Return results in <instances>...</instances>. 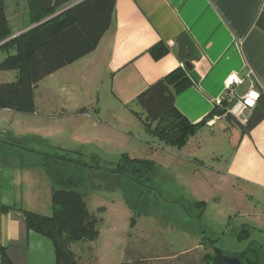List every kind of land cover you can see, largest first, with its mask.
<instances>
[{
  "label": "rangeland",
  "instance_id": "obj_1",
  "mask_svg": "<svg viewBox=\"0 0 264 264\" xmlns=\"http://www.w3.org/2000/svg\"><path fill=\"white\" fill-rule=\"evenodd\" d=\"M6 10L14 34L34 27L27 0H7ZM16 76L3 73L0 84ZM67 81L83 92L63 90ZM93 88L97 85H81L78 78L49 79L37 85L35 113L0 109V142L15 146L0 151V166L30 163L33 151L82 154L92 165L112 166L124 152L152 164L149 180L83 170L85 201L99 220L100 234L93 242L71 246L79 264L123 263L128 250L142 264H203L202 257L214 256L215 249L233 257L253 249L251 255L264 264V214L250 203L244 185L221 183L212 171V138H205L204 132L182 147L166 146L146 134L142 116L115 130L107 112L98 116L89 107L82 112L91 99L105 102L107 83H100L98 93ZM109 144L124 150L108 152ZM130 192L133 208L125 200Z\"/></svg>",
  "mask_w": 264,
  "mask_h": 264
},
{
  "label": "crops",
  "instance_id": "obj_2",
  "mask_svg": "<svg viewBox=\"0 0 264 264\" xmlns=\"http://www.w3.org/2000/svg\"><path fill=\"white\" fill-rule=\"evenodd\" d=\"M262 12L264 0H117L112 25L96 51L43 81L78 78L81 85L96 84L97 93L100 83H107L105 102L91 99L81 110L89 107L98 116L107 112L114 122L109 126L121 130L135 114L143 116L135 104L137 97L182 66L175 41L182 33L190 34L198 50L193 63L197 86L180 93L175 106L191 123L205 122L198 135L205 132V138H212L216 158L212 171L219 181L244 185L250 203L264 214V121L245 134L226 116L252 87L264 96V32L257 28ZM159 43L172 51L156 61L149 51ZM232 75L243 83L221 108L224 115H211ZM72 82L62 89L83 92ZM118 149L109 144L107 151ZM32 164L0 166L1 181L6 183L0 185V249L5 248L15 264H56L53 243L29 231L23 214L24 210L52 214L53 184L42 166ZM3 206L13 209L3 211Z\"/></svg>",
  "mask_w": 264,
  "mask_h": 264
},
{
  "label": "trees",
  "instance_id": "obj_3",
  "mask_svg": "<svg viewBox=\"0 0 264 264\" xmlns=\"http://www.w3.org/2000/svg\"><path fill=\"white\" fill-rule=\"evenodd\" d=\"M117 0H27L33 28L16 35L7 14V0H0V76L17 72L15 81L0 84V109L13 112L35 113V90L37 85L96 51L104 35L109 31ZM257 28L264 32V12L257 20ZM172 51L164 43L150 49L154 60L159 61ZM175 53L181 67L165 78L150 85L135 100L143 112L141 122L147 135L157 138L166 146L182 147L203 129L205 122L193 124L176 108L177 96L191 86H197L193 76V63L197 59V46L188 33H182L175 41ZM217 106L211 115H224ZM135 116H141L135 114ZM243 133L250 134L264 121V96L242 123L226 114ZM15 147L0 142V151ZM16 147L26 150L20 144ZM35 154L32 165L42 166L53 184L52 214L40 215L23 211L27 229L50 240L55 249L56 264H79V257L71 246L79 242H93L99 234V220L85 201L82 189L83 170H96L121 175L135 181L147 178L152 164L123 154L115 166L92 165L84 161L82 154L67 155ZM30 163V164H31ZM27 163V165H30ZM26 166V165H25ZM138 182V181H137ZM132 192L125 196L130 208ZM13 208L3 206V211ZM214 256L204 255L203 264H217L222 250L215 249ZM127 261L122 264H142L128 250ZM253 249L236 255L242 264H262L254 259ZM140 256V255H137ZM228 256V255H227ZM233 257V256H229ZM141 260L140 261H138ZM0 264H15L5 248L0 249Z\"/></svg>",
  "mask_w": 264,
  "mask_h": 264
},
{
  "label": "built area",
  "instance_id": "obj_4",
  "mask_svg": "<svg viewBox=\"0 0 264 264\" xmlns=\"http://www.w3.org/2000/svg\"><path fill=\"white\" fill-rule=\"evenodd\" d=\"M242 83V80L237 75L230 76L226 81L225 92L221 99L217 102V106L223 107L226 102L231 101L235 96L236 87ZM260 97V91L252 87L251 90H249L248 93L239 100L237 107L231 112V115L242 123H246Z\"/></svg>",
  "mask_w": 264,
  "mask_h": 264
},
{
  "label": "water",
  "instance_id": "obj_5",
  "mask_svg": "<svg viewBox=\"0 0 264 264\" xmlns=\"http://www.w3.org/2000/svg\"><path fill=\"white\" fill-rule=\"evenodd\" d=\"M217 264H242L241 260L237 257H229L227 255H222Z\"/></svg>",
  "mask_w": 264,
  "mask_h": 264
}]
</instances>
